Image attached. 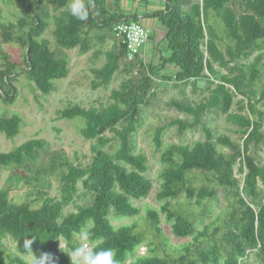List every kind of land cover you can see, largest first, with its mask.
I'll list each match as a JSON object with an SVG mask.
<instances>
[{
	"label": "trees",
	"instance_id": "trees-1",
	"mask_svg": "<svg viewBox=\"0 0 264 264\" xmlns=\"http://www.w3.org/2000/svg\"><path fill=\"white\" fill-rule=\"evenodd\" d=\"M3 1L19 2L20 12L8 19L0 4V105L16 102L21 75L42 95L55 92V81L70 74L69 51L77 48L82 54L94 51L93 63L105 56V63L92 69L93 88L108 87L117 75L123 79L108 104L86 108L75 103L57 112L60 119L84 121L80 134L93 141L89 162L76 164L56 151L49 167L40 168L49 148L43 138L8 152L0 146V169H11L0 190V264H26L7 247L8 239L23 254L24 239H30L32 252L47 254L49 264H72V233L83 228L95 249L111 248L119 264L131 255V264H264V0H165L166 12L155 16L167 31L166 54L157 49L159 56L141 52L133 60L114 32L119 22L131 21L125 0H90L86 22L69 15V0ZM51 24L55 48L44 38ZM109 42L112 47L104 50ZM13 43L23 49L22 62L4 47ZM256 53L259 57L245 62ZM162 80L182 90L166 106L186 117L167 118L150 129L162 151L156 193L161 206L147 207L141 221L116 226L112 216H140L136 201L154 190L149 157L138 149V132ZM199 80L210 86L203 99L194 101L185 88ZM237 96L242 100L234 113ZM216 112L236 126L240 140L216 133L209 118ZM22 125L21 115L0 111V134L13 139ZM172 129L182 140L200 129L204 139L165 143ZM49 175L59 178V197L43 188ZM19 185L30 188L21 202L12 198ZM221 194L227 205L217 212ZM77 196L88 202L66 213ZM162 215L182 239L178 245ZM141 244L146 254H138Z\"/></svg>",
	"mask_w": 264,
	"mask_h": 264
},
{
	"label": "rangeland",
	"instance_id": "rangeland-1",
	"mask_svg": "<svg viewBox=\"0 0 264 264\" xmlns=\"http://www.w3.org/2000/svg\"><path fill=\"white\" fill-rule=\"evenodd\" d=\"M17 1V0H16ZM0 4L3 6L5 15L8 19L14 20L19 14V2L14 4H6L3 0H0ZM54 25L51 24L49 29L46 31L44 38L50 41L53 48L56 47L54 36H53ZM162 35L157 32L152 33L150 39L151 44L149 45V52H154L156 49L164 52L166 49L165 39L159 40ZM4 47L9 51L13 59L16 61H23L24 52L18 44H5ZM112 47V43L109 42L104 46V50ZM94 51L88 54L80 53L79 49H73L69 51L71 58V71L67 78L56 80L55 85L57 89L55 92L48 96H44L40 91L36 90L33 84L26 79L24 75H21L15 83L18 88V98L14 104L0 105V111L9 115L19 114L23 118V125L20 133L13 139H8L5 134H0V146L2 151L8 152L14 146H18L23 142L31 138H43L49 142V148L47 152L42 153L40 168H48L53 153L65 152L71 161L76 164L87 163L92 158L91 146L93 141L86 140L80 134V128L84 125L82 119L66 120L58 118V110L70 104H79L83 107H99L102 104H108L111 101L112 90L119 88L120 83L123 79L121 75H117L108 87H101L98 89L93 88L92 82L94 75L92 69L95 66L101 67L105 63V56H101L100 59L93 63L91 56ZM166 54V52H164ZM260 53H256L252 58L245 61L250 63L259 57ZM264 60V56H263ZM210 84L205 80H199L196 83H191L186 86L185 92L194 101H200L208 94V87ZM181 89L175 86L174 82L169 80L158 81V86L155 89V97L153 98V106L146 110L147 121L138 132V149L145 150L149 157L151 169L148 176L153 180L154 190L152 194L141 200L136 201L137 205L142 208L140 216L136 217H116L112 216V221L116 226L125 224H131L136 220H140L145 216L146 208L149 206L160 208L161 203L157 200L156 193L159 189L161 178L160 174L164 167L161 162L162 151L157 150L152 139L150 132L151 127L156 126L159 122L172 117H186L184 114L177 112L174 109H170L166 106L167 101L173 97L181 96ZM241 96H237L232 112L236 113L239 110ZM261 110L264 111V106L260 105ZM245 113V112H244ZM212 121L216 133L227 134L232 136L236 140H240V136L234 130L236 126L231 124L225 114L221 112L212 113L209 115ZM110 135V133H108ZM204 139V135L200 129L188 132L182 140L175 129L167 132L165 135V143H190L193 144L198 140ZM228 151V150H227ZM261 161L264 163V149L261 152ZM238 177H243L237 168ZM11 173V169H0V190L7 185L8 177ZM44 189L49 190L50 195L54 197L60 196V182L59 178L55 175L45 177ZM30 188L28 186L19 185L12 192V198L15 201L21 202L27 199ZM88 201L86 197L77 196L75 201L69 205L65 212H73L77 210V207L82 204H86ZM227 205L226 197L221 194L219 201L216 205V211H220ZM140 218V219H139ZM163 226L174 238L173 242L178 245L182 240L177 238L173 232L171 223L165 219L162 215ZM8 248L16 252L23 257V253L16 248V244L8 239L5 241ZM63 246L65 244L63 243ZM147 246L143 252L138 251V254H146ZM36 259L42 257L38 253H33ZM134 256H129L127 262L131 264L134 260ZM254 262V259H250ZM119 264V263H117Z\"/></svg>",
	"mask_w": 264,
	"mask_h": 264
},
{
	"label": "clouds",
	"instance_id": "clouds-1",
	"mask_svg": "<svg viewBox=\"0 0 264 264\" xmlns=\"http://www.w3.org/2000/svg\"><path fill=\"white\" fill-rule=\"evenodd\" d=\"M90 0H69L66 5L67 11L71 17L86 22L89 18ZM74 246L68 252L72 264H117L115 252L111 248L95 249L94 243L90 240V233L87 228L79 232L72 233ZM32 240L24 239L23 247L25 253L23 258L26 264H49L50 257L45 254L41 259H36L32 252ZM61 249L63 245L60 243ZM140 252L145 250V245L138 246ZM125 264H128L125 261Z\"/></svg>",
	"mask_w": 264,
	"mask_h": 264
},
{
	"label": "crops",
	"instance_id": "crops-1",
	"mask_svg": "<svg viewBox=\"0 0 264 264\" xmlns=\"http://www.w3.org/2000/svg\"><path fill=\"white\" fill-rule=\"evenodd\" d=\"M124 7L131 21L142 22L151 29V36L152 33L157 32L162 35L159 40L165 39L167 31L155 16L158 12H166L167 4L165 0H125ZM150 44L151 41L142 52L148 57L159 56L157 49L154 52H149Z\"/></svg>",
	"mask_w": 264,
	"mask_h": 264
},
{
	"label": "built area",
	"instance_id": "built-area-1",
	"mask_svg": "<svg viewBox=\"0 0 264 264\" xmlns=\"http://www.w3.org/2000/svg\"><path fill=\"white\" fill-rule=\"evenodd\" d=\"M114 32L126 45L130 60L143 51L151 38V29L139 21H121L115 26Z\"/></svg>",
	"mask_w": 264,
	"mask_h": 264
}]
</instances>
